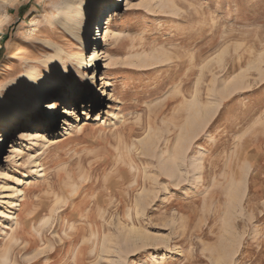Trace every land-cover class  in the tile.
Here are the masks:
<instances>
[{"label": "rangeland", "instance_id": "rangeland-1", "mask_svg": "<svg viewBox=\"0 0 264 264\" xmlns=\"http://www.w3.org/2000/svg\"><path fill=\"white\" fill-rule=\"evenodd\" d=\"M68 1L0 10V107L61 79L0 123V264H264V0H122L106 45Z\"/></svg>", "mask_w": 264, "mask_h": 264}, {"label": "bare ground", "instance_id": "bare-ground-1", "mask_svg": "<svg viewBox=\"0 0 264 264\" xmlns=\"http://www.w3.org/2000/svg\"><path fill=\"white\" fill-rule=\"evenodd\" d=\"M9 1L10 0H0V10ZM107 1H109V0H76V1L75 0L74 1L69 0L63 6L64 12L66 13L67 23L70 21H74L76 19H79L78 21H80V22H74L73 24L76 27H81L83 22L87 20L89 15H91L93 20H96L98 17V13H99L98 8L103 3L107 2ZM115 1L116 0L109 2L103 8L104 13H103L102 20H101V27H100V31H99V35H98L99 38L96 41H99V43L102 42L104 45L107 44V41L111 35L110 26L112 24V21H113L114 17L116 16V14L119 11H121V8H122V0H118L117 2H115ZM118 3H120V10L118 9L119 8ZM127 4H128V0L125 1V5H127ZM106 9H107V11H105ZM117 9L119 11H117ZM69 32H70V30H69ZM80 40L84 44V42H85L84 36L82 38H80ZM94 53L95 52H92L90 54V59L88 61V68H90L93 63L97 62V56ZM54 59L59 60L60 59L59 54L56 55L54 57ZM81 66H84L87 68L86 63L81 64ZM53 69L54 68L52 67V65H50L49 70H48L47 74L44 76L43 80L35 81L31 78V75H26V77H24L23 81H18L17 83H14L13 91L15 93H12L10 91H7L6 93L9 96L11 95L15 99V101H17V103H16L17 105L11 106V108H6L5 106L0 107V123H3L5 125V127L6 126L9 127V125H11L13 123H17L19 121L22 122V121L26 120L27 114H29L28 112L30 110L35 112L40 107V103H42V101L47 97L46 95L49 94L50 92L54 91L56 88H58L60 83H61V79L60 80L57 79V77L55 76V73L53 72ZM62 77H63V75H62ZM21 99H23V100H21ZM1 102L6 103L3 99L0 98V103ZM51 109H53V106L48 105V111H47L46 117L48 118L47 120H48L49 124H51V122L53 121V119H52L53 115H52ZM3 143H4V136L2 135V136H0V148L2 147ZM32 146H36V143H32ZM15 192L20 194L21 191H15ZM13 197H15L14 193L11 194V198H13ZM8 205L13 206V203L12 202L8 203ZM4 216L7 219L13 218L12 216H8L6 214ZM223 249H220V250L222 251ZM227 258H228V256H227ZM232 259H233V257L229 256V261L227 264H230ZM4 262H5V260H4ZM78 263H79V261H78Z\"/></svg>", "mask_w": 264, "mask_h": 264}]
</instances>
